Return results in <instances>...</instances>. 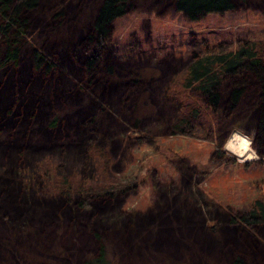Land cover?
I'll use <instances>...</instances> for the list:
<instances>
[{"label":"rangeland","instance_id":"374dc122","mask_svg":"<svg viewBox=\"0 0 264 264\" xmlns=\"http://www.w3.org/2000/svg\"><path fill=\"white\" fill-rule=\"evenodd\" d=\"M98 1L55 0L52 7L31 12L19 38L17 62L0 68V99L9 98L0 101V180L13 186L18 204L23 198L41 207L51 194L39 179L37 164L53 161L55 173L65 178L76 173L70 192L52 194L55 209L48 226L0 213L3 228L37 227L52 253L42 255L34 247L35 235L27 239L19 229L13 237L0 234V264H76L97 251L100 242L108 264H228L237 253L249 264H264L260 227L227 221L254 199L264 200V148L255 134L256 78L244 73L243 95L234 109L228 107L224 81L217 112L208 109L205 117L192 119L193 130L183 134L171 133L169 126L186 112L187 100L200 98L194 91L175 96L177 87L172 94L167 90L193 56L208 48L230 49L254 40L257 55L264 57V0H231L226 11L196 21L177 12L171 0H127L123 13L108 23L99 65L87 73L83 59L90 46L85 34ZM58 10L62 14L53 16ZM33 48L52 60V70L33 67ZM35 78L39 83L31 86ZM24 82L34 99L18 113L20 99L28 97ZM7 103L14 110L6 118ZM54 117L52 128L48 122ZM231 133L239 137L232 145L248 139L245 156L226 146ZM42 139L49 144L30 148ZM70 150L77 157L68 161ZM95 169L104 174L95 183L113 186L110 197L93 193L96 185L90 186L89 176ZM26 171H38L27 186ZM80 199L84 201L78 205ZM62 205L66 210L57 209ZM86 207L106 217L78 212ZM120 232L131 243L135 240L133 249L118 237ZM228 232L240 249L234 248ZM244 239L258 251L243 244ZM205 242L217 250H204ZM130 247L147 262L127 259ZM124 250L130 252L125 255ZM65 255L73 259L59 261Z\"/></svg>","mask_w":264,"mask_h":264},{"label":"trees","instance_id":"16d2710c","mask_svg":"<svg viewBox=\"0 0 264 264\" xmlns=\"http://www.w3.org/2000/svg\"><path fill=\"white\" fill-rule=\"evenodd\" d=\"M126 2L127 0L98 1V4L91 15L90 31L85 34L86 43H89L90 46L89 49H87V51L85 52L83 59V66L87 73H93L99 65L100 50L102 49L101 47L103 46V40L108 31V23L113 18H116L123 13ZM171 3L174 9L189 21H196L209 13L224 12L233 5L231 0H171ZM55 4V0H0V68L7 63L17 62L18 56L20 54L19 38L24 36V33L27 30L29 21L31 20V12L36 13L37 11L43 10L45 7H52ZM61 14L62 12L58 10L56 11V13H53V16ZM217 49L219 50L212 51L209 48L208 50H206L205 48L206 51H204L200 55H194L191 61L186 64L185 68L178 75V77L174 79L175 83L173 84V82H169V84L171 85L170 87H167V90L168 88H170L171 94L173 93L172 90H175V88L177 87V92L174 91L175 96L176 93L184 95L185 93H187V91H194L200 98L194 99V102H188L187 100V104L184 105L185 109H183L184 112H186L176 116V119L169 126L170 132L173 134H183L186 132H190L193 130L191 125L192 119L202 118L203 116L205 117V114L209 113L208 109H213L217 112L222 94L220 85L227 80L229 90L227 92L228 107L234 109L235 105L243 95L245 79L244 73L249 72L253 74L258 82L255 104L257 110L255 117V134L256 138L260 140V147L264 148V57L262 55H257L256 42L254 40H245L243 42H240V44H238L234 48L230 49ZM30 59L34 68L43 67L45 72L53 69L54 65L52 60H49L42 50L33 48L31 50ZM60 60L64 62L63 58L61 57ZM107 71L111 72L110 65L107 66ZM130 81L134 82L136 81V79L132 78ZM29 82L31 83V86H36V84L39 83L36 78L32 79ZM23 87V94L26 97L28 95V97L26 98V100L22 98L20 99L19 104L16 106V111H18V109H22L20 107L29 106L31 100L34 99V97H32L34 95L31 94L30 90H26L27 83L23 84ZM5 90L6 89L4 86V91ZM8 90H6V93L8 92ZM15 95L16 92L14 93V96ZM8 99L7 95H5V97L2 100L0 99V101H6ZM189 105L190 107H188ZM6 107L7 110L5 111V117L7 118L8 115L11 114V111L14 109L12 108V106H9L8 103ZM23 111L24 110L22 109V112ZM18 113L20 112L18 111ZM57 119L58 118L54 117L49 120V127L53 128L56 125ZM59 129L60 126L57 128V130L59 131ZM24 133L25 132L22 133L23 136ZM46 144H49V142L45 139H42V141H40L38 144L31 146L29 144L28 145L31 149L35 148L36 146V149H38L39 147ZM21 153L23 152H20L19 155H22ZM219 154L220 150H218V155ZM74 157H77L76 154L73 150H70L68 153H66L65 159L71 161L74 159ZM55 164V162H49V160L46 161V163L40 162L39 164H37L38 170H40V172L42 173V176L39 179L45 180L44 182L45 184H47L46 188L51 194V196L44 203H42L41 207L39 205H28L23 198L21 199L23 204L22 202L18 204L15 199L16 193L14 192L13 186H10L9 183L7 184V180L1 179L0 213H9L11 218L15 219L25 218L29 223L31 221L34 222L36 226L40 224L48 226V222L49 220H51L52 212L55 209V200L54 198H52V194L55 195L56 193H68L70 192V188L76 182L75 172H72V176L65 178L64 176L55 173ZM95 170L93 177L92 175L89 176V178H92L90 179V186L91 184L96 185V187H93V193L98 196H100L99 194H102V196L110 197V189L113 186H111V184L102 185L101 183H95V178L101 179L104 177V174H99V170ZM91 172H93V170ZM24 173L27 182L25 184L26 186L28 182L32 183L34 180H36L35 176L38 175V171H32L31 173L29 171H26ZM83 201L84 200L82 199L78 200V205L83 203ZM37 204L39 203L37 202ZM62 206L57 207V209L66 210L65 206L61 208ZM78 212L84 214L90 212V214H95L96 216L97 214L100 215L96 211L91 212V210L87 209V207L84 210H78ZM102 216H104V218L106 217L102 214L98 216V219H102ZM227 221L230 224H238L249 229L260 227V236L264 239V200L261 198L254 199L251 204L241 212L231 214L230 217H228ZM95 222L102 223L100 222V220H97V218H95ZM19 229H22L21 234L27 239L29 238V236L35 235V239H33L35 242L34 247L39 252L41 251L42 255L49 256V254L52 253L50 248H47L45 246L44 238L42 237V231L40 232L37 227H30L26 225L24 227H22L21 225L16 227L14 224H10V226H7L6 228L0 226V234L3 235L9 232V236L13 237L12 234L19 232ZM164 231L167 232L166 230ZM228 231L232 232L230 230ZM229 232L228 237L231 239V241L236 243L235 245H237L234 248L240 249L241 247H238V239ZM116 233H113V236H116ZM119 234L120 235H118V237L121 240H123L127 244L130 242V246H136L135 240H133V242L131 243L127 236H124V234L121 232ZM95 236H97V234H95ZM1 242L2 241H0V245ZM244 243H247V246H249L250 248L257 249L254 243L247 241L246 239H244L243 244ZM11 244L12 243H8L7 245H4V247H9V245L11 246ZM131 247L132 249L134 248L133 246ZM131 247L129 248L130 250H132ZM202 248L206 251H213L216 249V245L212 244L211 242H205ZM130 250H124V254L126 255L128 252H130ZM246 252L248 256L252 255V250H247ZM75 253L77 252H74V254ZM104 253L103 243L100 242L97 245V251H95L92 255L79 258L76 264H108V260L106 259V255ZM238 254L239 253H237V255H233L228 264H249L247 263L245 258L241 257V253L239 255ZM71 257L68 258V255L61 256L59 261H71L73 259ZM130 257H132V259H134L133 261L135 262L137 260H140L144 263L147 262L144 261L145 258H142V255L138 256L133 252V250L128 255H126L127 259ZM252 257L253 259H255L254 256ZM148 264L155 263L153 261H150L148 262Z\"/></svg>","mask_w":264,"mask_h":264},{"label":"bare ground","instance_id":"6f19581e","mask_svg":"<svg viewBox=\"0 0 264 264\" xmlns=\"http://www.w3.org/2000/svg\"><path fill=\"white\" fill-rule=\"evenodd\" d=\"M235 133H231V135H230V137H229V140H228V142L226 143V146L228 147V148H231L232 150H235V151H237L238 152V154L240 155V156H245V152L249 149V147L248 148H246V143H247V141L246 140H248V139H245V140H241L242 139V137H240L241 139V141L240 142H242V144L240 143V145H232V143H233V141H234V139H236V138H239L237 135H234ZM237 134V133H236ZM234 136H236V137H234ZM244 139V138H243ZM239 140V139H238ZM239 144V143H238ZM251 150V149H250ZM251 153H252V151H250ZM249 152V153H250ZM250 153V154H251ZM248 155V154H247Z\"/></svg>","mask_w":264,"mask_h":264}]
</instances>
